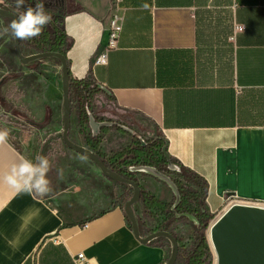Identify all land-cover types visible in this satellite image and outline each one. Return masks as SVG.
I'll use <instances>...</instances> for the list:
<instances>
[{
    "label": "crops",
    "instance_id": "crops-1",
    "mask_svg": "<svg viewBox=\"0 0 264 264\" xmlns=\"http://www.w3.org/2000/svg\"><path fill=\"white\" fill-rule=\"evenodd\" d=\"M61 1L74 78L91 71L110 104L161 132L169 154L207 180L209 212L232 196L264 203V0ZM113 16L123 24L119 44L96 64ZM113 131L102 133L104 150ZM72 140L87 148L84 137ZM20 156L28 158L9 140L0 145V176ZM47 157L49 195L17 194L0 181V264H76L80 253L93 264L167 263L171 240L143 242L156 232L138 223V237L128 222L134 187L69 147ZM136 177L158 200L174 199L160 180ZM173 229L194 231L182 220Z\"/></svg>",
    "mask_w": 264,
    "mask_h": 264
},
{
    "label": "rangeland",
    "instance_id": "rangeland-1",
    "mask_svg": "<svg viewBox=\"0 0 264 264\" xmlns=\"http://www.w3.org/2000/svg\"><path fill=\"white\" fill-rule=\"evenodd\" d=\"M8 9L17 15L19 14V11L13 7H8ZM11 20L12 18L0 15V30L7 27ZM20 45L24 56L38 53L31 39L20 40ZM62 78L63 65L61 60L43 57L22 63L16 52L15 38L10 33L0 35V127L10 130L8 140L21 149L29 159L34 160L37 155L48 156L50 153H61L68 150V146L63 140L65 109ZM107 98V93L103 92L96 95L94 99L93 106L99 120L128 125L136 130V134L132 135L127 131L111 129L114 130L115 137L107 141V149L104 150L101 146L103 155L110 158L113 151L134 145L136 143L135 137L139 138V136L145 135L146 138H152L155 135V127L147 120L110 104ZM7 104L11 105L10 111L4 108ZM71 107L72 118L68 137L72 140V138L80 135L85 139L91 131L89 123L85 122L82 130L79 126L77 107L74 103L71 104ZM56 116H58L57 125L51 124ZM133 120L136 124L130 123ZM72 141L74 142V140ZM85 143L87 148L93 151L87 141ZM172 177L176 178V175L173 174ZM129 195L131 198L132 193ZM138 202L133 207L135 213L139 211L141 214L139 217L140 226L149 232L161 231L162 223L165 220L164 215L162 213H149L145 211L144 207H140ZM232 202L229 200L228 204ZM228 204H225L222 210L216 214L210 225L228 209L230 206L227 207ZM184 222L189 224L186 220ZM210 228H208L206 235L211 253L206 264H216V254L209 240ZM173 231L175 230L173 229ZM177 233L181 236L183 244L189 248L195 235L194 231L182 232L178 230ZM174 264H185V261L177 258Z\"/></svg>",
    "mask_w": 264,
    "mask_h": 264
},
{
    "label": "trees",
    "instance_id": "trees-1",
    "mask_svg": "<svg viewBox=\"0 0 264 264\" xmlns=\"http://www.w3.org/2000/svg\"><path fill=\"white\" fill-rule=\"evenodd\" d=\"M36 2L37 0H26L25 7L28 5L34 6ZM42 2L44 3L45 9L53 16V22L45 27L42 35L31 39L34 43V47L38 53H60L67 58L68 51L73 46V40L67 34L65 29L66 11L64 9V3L61 0H42ZM0 3V6L5 9L13 7L19 12L23 10H18L15 7V0H0ZM51 57L57 58L54 55ZM103 92L107 93L108 97H112V95H109L108 91L97 82L91 71L87 76L81 79L74 78L70 72V101L71 104L74 103L77 107L79 126L82 130L84 123H89L87 109L89 108L94 115H96L93 102L96 95ZM4 108L7 111H10L11 105L7 104ZM97 119L99 120L98 117ZM130 123L136 124L135 120ZM113 128L125 132V130L118 125H115L114 127H103L101 134L96 136H94L90 131L85 137L89 147L110 171L117 173L130 181L138 183L141 189L140 200L143 203L145 211L152 214L162 213L164 215L165 220L162 223L161 231L169 232L172 237L178 240V258L183 259L185 264H206L211 253L206 232L209 228L210 222L216 216V214L209 212L206 208V199L209 191V184L207 180L194 170L184 166L180 161L172 156V162L178 165L181 170L179 172L169 170L168 161L164 157L162 151L163 146L166 144V139L158 130L152 138H146L145 135H143L145 143L140 138L135 137L136 143L134 145L113 151L112 156L107 158L101 153V146L103 142L102 133H106ZM50 154H48V156ZM139 165L154 166L158 170L171 176L173 174L176 175V178L173 179L179 187L182 200L175 209L172 208L174 200L170 203L162 202L139 184L136 177V174L139 173L132 172L129 169L131 166ZM116 182L119 185L129 184L122 183L120 181ZM183 213L193 215L195 220L193 221L187 216H182L180 218L177 217V214ZM180 220L188 221L189 225L194 229L195 235L189 248L183 244L181 236L171 229L172 225ZM128 222L130 225L132 224L129 216ZM139 222L140 220L138 219V223Z\"/></svg>",
    "mask_w": 264,
    "mask_h": 264
},
{
    "label": "water",
    "instance_id": "water-1",
    "mask_svg": "<svg viewBox=\"0 0 264 264\" xmlns=\"http://www.w3.org/2000/svg\"><path fill=\"white\" fill-rule=\"evenodd\" d=\"M0 15L14 19L17 14L9 9L0 6ZM16 52L22 63L40 59L43 57L56 56L61 60L63 65V102L65 109V124L63 140L64 143L71 149L83 154L94 161L108 177L129 183L134 187V194L127 204V213L132 222L136 236L140 237L138 229V221L134 211V204L140 200L141 189L138 183L130 181L117 173L110 171L100 158L89 148L76 144L68 137V132L71 127L72 107L69 96V65L68 60L60 53H37L31 56H24L21 51L20 40L15 38ZM89 126L94 136L101 134L103 127H112L119 125L123 130L135 135L136 130L132 127L120 124L114 121H100L94 113L88 108ZM139 138L145 143L142 136ZM164 157L168 161V168L173 172H179L181 169L178 165L172 162L171 155L168 152V141L162 148ZM130 171L135 173L146 174L152 176L164 184H166L174 195L173 209H175L182 200V196L178 185L173 177L167 173L158 170L154 166L139 165L131 166ZM187 216L191 220H195L194 216L188 213L177 214V217ZM156 237H166L172 242L173 251L166 264H174L178 258L179 242L167 231H158L145 238L143 242H148ZM213 245L216 254V264H264V210L254 206L234 205L227 210L213 226Z\"/></svg>",
    "mask_w": 264,
    "mask_h": 264
},
{
    "label": "clouds",
    "instance_id": "clouds-1",
    "mask_svg": "<svg viewBox=\"0 0 264 264\" xmlns=\"http://www.w3.org/2000/svg\"><path fill=\"white\" fill-rule=\"evenodd\" d=\"M26 0H15V7L22 11L11 20L7 27L0 30V35L10 33L19 40H30L42 35L46 26L53 22V16L45 9L42 0H37L34 6L25 7ZM10 130L0 129V145L8 142ZM84 158L81 157V160ZM52 168L49 158L37 155L34 160L20 156L10 169L0 176V181L6 183L17 194H36L44 197L52 191L48 173ZM58 178H63V169L57 170Z\"/></svg>",
    "mask_w": 264,
    "mask_h": 264
},
{
    "label": "built area",
    "instance_id": "built-area-1",
    "mask_svg": "<svg viewBox=\"0 0 264 264\" xmlns=\"http://www.w3.org/2000/svg\"><path fill=\"white\" fill-rule=\"evenodd\" d=\"M120 1V0H117ZM123 30V24L122 20L119 16H113L110 20L109 23V41L108 44L103 48V50L96 56L95 58V63L96 64H105L107 62L108 58V53L112 50L115 49L118 44H119V39L121 36ZM231 200L234 201L231 204H228V201ZM248 203H259V204H264L260 202H250V201H244L240 200L239 198L236 197H228L226 204L227 207L234 206V205H247ZM76 264H93L84 253H80L77 255L75 259Z\"/></svg>",
    "mask_w": 264,
    "mask_h": 264
},
{
    "label": "bare ground",
    "instance_id": "bare-ground-1",
    "mask_svg": "<svg viewBox=\"0 0 264 264\" xmlns=\"http://www.w3.org/2000/svg\"><path fill=\"white\" fill-rule=\"evenodd\" d=\"M247 206H254V207H256V208H260L261 210H264V204H259V203H248L247 204ZM232 206H229L228 207V209H226L225 210V212L227 211V210H229L230 208H231ZM224 212V213H225ZM224 213H222V215L224 214ZM222 215H220L216 220H214L212 223H211V225H210V230H209V240H210V242L212 243V245H213V226H214V224L217 222V220L222 216ZM213 249H214V245H213Z\"/></svg>",
    "mask_w": 264,
    "mask_h": 264
}]
</instances>
